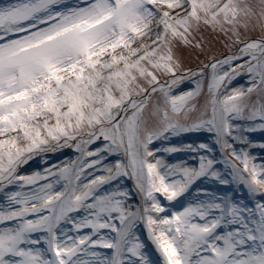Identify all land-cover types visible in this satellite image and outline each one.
<instances>
[{
    "label": "snow or ice",
    "instance_id": "6c2138e0",
    "mask_svg": "<svg viewBox=\"0 0 264 264\" xmlns=\"http://www.w3.org/2000/svg\"><path fill=\"white\" fill-rule=\"evenodd\" d=\"M257 131L264 0H0V264H264Z\"/></svg>",
    "mask_w": 264,
    "mask_h": 264
},
{
    "label": "rangeland",
    "instance_id": "374dc122",
    "mask_svg": "<svg viewBox=\"0 0 264 264\" xmlns=\"http://www.w3.org/2000/svg\"><path fill=\"white\" fill-rule=\"evenodd\" d=\"M2 2H7V0H2ZM74 2V0H73ZM218 51L220 52H230L229 48H226L223 46L222 43L217 45ZM196 54H192V56L189 59H186V64L188 66L194 67L196 64L200 62V60H204L205 58L203 56L200 57V60H197L195 58ZM239 62V61H238ZM247 76L242 74L238 77H236L232 83L228 86V89H226V92H230L232 88L241 87V86H247ZM193 85L186 83L185 85L180 86L175 90V94H179L180 91L187 90L188 87H191ZM252 137L255 138L256 141H264V133L257 131L250 134ZM209 139V135L207 133H182L180 136H169L168 140H159L154 142V146L156 148H166L169 146V144L172 145H180V144H187V143H199L200 141H207ZM251 154L255 155L257 157L256 162L260 163L262 159H264V149H261L259 145L257 144L251 149ZM76 155L78 153L71 148H64L56 153H49L48 154V161L45 163L42 156L35 157L32 161H30L27 165L22 167V173H31L32 171H35L36 169L40 168H47L49 165H57L62 164L64 162H67L66 158L75 159ZM157 155L163 156L164 159L168 163H177L179 161H186L188 164H197L198 165V159L196 158L197 154L191 151H180L175 153H168L161 150ZM234 159V158H233ZM238 164H240V161H236ZM242 167V164H241ZM102 174V173H98ZM206 183V182H205ZM128 187H132V182L129 180L127 181ZM214 187H217V185H212ZM220 188H225L227 186L219 185ZM133 191L135 189L133 188ZM195 191V189H193ZM159 196L162 198V200L165 201V197L163 196V193H160ZM139 199V197H137ZM181 201L187 202L186 197H181ZM172 206L175 207L176 210H179L182 205L176 204V202H172ZM168 214H171L169 211ZM88 229H85L87 231ZM106 231V230H105ZM141 239L145 243V251L148 253L149 257L153 260H160L161 264L163 261V257L160 255L159 250L156 248L155 243L149 238L147 235V229L141 226ZM146 231V232H145ZM100 251L108 252L110 250L105 248H98Z\"/></svg>",
    "mask_w": 264,
    "mask_h": 264
},
{
    "label": "bare ground",
    "instance_id": "6f19581e",
    "mask_svg": "<svg viewBox=\"0 0 264 264\" xmlns=\"http://www.w3.org/2000/svg\"><path fill=\"white\" fill-rule=\"evenodd\" d=\"M212 187H214V186H212ZM162 199V198H161ZM164 201V200H163ZM165 201H166V199H165ZM167 202V201H166ZM146 232V231H145ZM147 233V232H146ZM148 235V234H147Z\"/></svg>",
    "mask_w": 264,
    "mask_h": 264
}]
</instances>
